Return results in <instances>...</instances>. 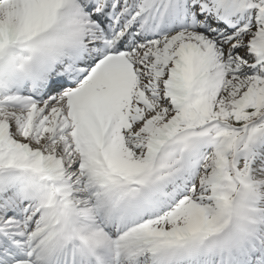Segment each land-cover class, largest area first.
<instances>
[{
  "label": "snow or ice",
  "instance_id": "snow-or-ice-1",
  "mask_svg": "<svg viewBox=\"0 0 264 264\" xmlns=\"http://www.w3.org/2000/svg\"><path fill=\"white\" fill-rule=\"evenodd\" d=\"M0 264H264V0H0Z\"/></svg>",
  "mask_w": 264,
  "mask_h": 264
}]
</instances>
